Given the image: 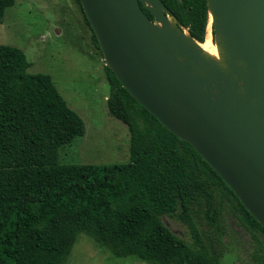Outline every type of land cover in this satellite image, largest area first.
I'll return each mask as SVG.
<instances>
[{"label": "trees", "instance_id": "obj_1", "mask_svg": "<svg viewBox=\"0 0 264 264\" xmlns=\"http://www.w3.org/2000/svg\"><path fill=\"white\" fill-rule=\"evenodd\" d=\"M161 1L193 38L204 40L206 0ZM15 2L0 0V22ZM29 66L22 49L0 44V264H66L80 233L115 256L150 264H222L230 222L250 235L252 256L264 264V227L107 65V109L128 128L129 160L60 162L59 148L82 136L85 125L51 76L29 72ZM166 216L180 219L191 240L175 234Z\"/></svg>", "mask_w": 264, "mask_h": 264}, {"label": "water", "instance_id": "obj_2", "mask_svg": "<svg viewBox=\"0 0 264 264\" xmlns=\"http://www.w3.org/2000/svg\"><path fill=\"white\" fill-rule=\"evenodd\" d=\"M79 1L121 85L264 227V0H206L219 59L161 0Z\"/></svg>", "mask_w": 264, "mask_h": 264}, {"label": "rangeland", "instance_id": "obj_3", "mask_svg": "<svg viewBox=\"0 0 264 264\" xmlns=\"http://www.w3.org/2000/svg\"><path fill=\"white\" fill-rule=\"evenodd\" d=\"M0 44L22 49L30 62L28 71L49 74L67 104L82 118L84 134L59 148L60 162L110 164L129 160L130 134L127 126L108 112L105 62L91 40V29L77 0H16L0 22ZM163 221L175 234L191 240L180 219L166 216ZM222 246L226 250L222 264H258L252 256V238L232 222L226 226ZM66 264L150 263L115 256L80 233Z\"/></svg>", "mask_w": 264, "mask_h": 264}, {"label": "bare ground", "instance_id": "obj_4", "mask_svg": "<svg viewBox=\"0 0 264 264\" xmlns=\"http://www.w3.org/2000/svg\"><path fill=\"white\" fill-rule=\"evenodd\" d=\"M211 21V16H209V22ZM200 47L204 52L216 59H219L218 47L212 42L211 30L209 26L207 27V33L203 41L199 43Z\"/></svg>", "mask_w": 264, "mask_h": 264}]
</instances>
